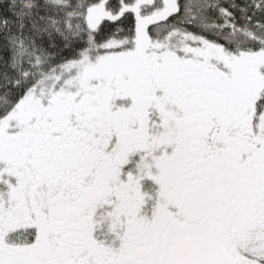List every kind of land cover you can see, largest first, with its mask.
<instances>
[{
  "label": "snow or ice",
  "instance_id": "obj_1",
  "mask_svg": "<svg viewBox=\"0 0 264 264\" xmlns=\"http://www.w3.org/2000/svg\"><path fill=\"white\" fill-rule=\"evenodd\" d=\"M0 264H264V0H0Z\"/></svg>",
  "mask_w": 264,
  "mask_h": 264
}]
</instances>
